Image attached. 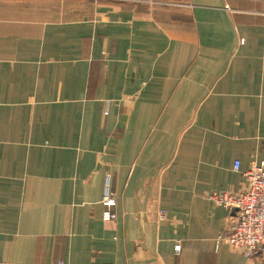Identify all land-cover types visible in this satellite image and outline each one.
<instances>
[{
  "label": "crops",
  "instance_id": "crops-1",
  "mask_svg": "<svg viewBox=\"0 0 264 264\" xmlns=\"http://www.w3.org/2000/svg\"><path fill=\"white\" fill-rule=\"evenodd\" d=\"M253 164L264 0H0V264H264L207 200Z\"/></svg>",
  "mask_w": 264,
  "mask_h": 264
},
{
  "label": "built area",
  "instance_id": "built-area-1",
  "mask_svg": "<svg viewBox=\"0 0 264 264\" xmlns=\"http://www.w3.org/2000/svg\"><path fill=\"white\" fill-rule=\"evenodd\" d=\"M239 168L240 163L234 161L232 170L238 173ZM242 176L246 186L240 193H213L207 197L215 205L235 210L231 228L216 238V244L225 243L246 258L260 256L264 263V166L253 164ZM113 202V199L108 201ZM160 217L164 218L163 212ZM110 218V212L103 213L105 221Z\"/></svg>",
  "mask_w": 264,
  "mask_h": 264
}]
</instances>
